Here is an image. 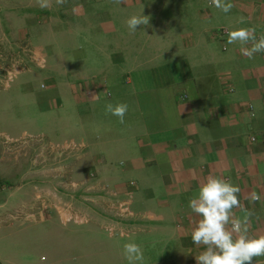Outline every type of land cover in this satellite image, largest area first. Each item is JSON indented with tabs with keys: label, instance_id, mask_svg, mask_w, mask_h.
<instances>
[{
	"label": "crops",
	"instance_id": "1",
	"mask_svg": "<svg viewBox=\"0 0 264 264\" xmlns=\"http://www.w3.org/2000/svg\"><path fill=\"white\" fill-rule=\"evenodd\" d=\"M205 2L67 0L58 7L51 0L42 9L37 0H0V66H18L25 93L39 72L50 91L40 114L54 122L35 134L42 145L23 143L40 147L28 157L36 172L16 179L12 159L0 163L4 183L17 184L0 192V264H25L11 241L41 229L46 238L29 251L36 264H128L126 243L141 246L143 264H196L204 247L191 241L199 217L188 203L209 175L240 187L241 203L253 213L249 236H264V54L249 59L219 32L255 27L257 37L264 35V0H229L228 14ZM144 7L149 24L130 33L126 21ZM50 52L54 65L33 70L32 58L45 61ZM90 55L105 63L94 66ZM10 98L0 99V110L17 105ZM109 102L128 105L124 124L105 114ZM69 144L71 152L56 149ZM91 173L96 179H88ZM252 191L260 195L254 204L247 199ZM42 194L75 197L87 222L69 226V219L41 213ZM115 199L128 202L131 213L119 223L103 217ZM110 223L132 238H75L76 225L89 233Z\"/></svg>",
	"mask_w": 264,
	"mask_h": 264
},
{
	"label": "clouds",
	"instance_id": "2",
	"mask_svg": "<svg viewBox=\"0 0 264 264\" xmlns=\"http://www.w3.org/2000/svg\"><path fill=\"white\" fill-rule=\"evenodd\" d=\"M67 0H55L58 7ZM120 5L124 0H111ZM211 4L221 12L228 14L234 4L229 0H210ZM37 5L44 9L51 6V0H37ZM241 17L239 23L243 24ZM149 17L143 14L132 15L126 26L130 33L137 27L148 25ZM227 44L241 45V53L252 59L256 54H264V35L257 37L255 27H240L229 31ZM128 112L126 103L111 102L105 105V114H110L125 123ZM241 189L230 180L209 175L206 182L200 185L198 193L191 198L188 207L199 219L191 232V241L204 250L195 256L196 264H258L257 258L264 257V236L250 237L249 226L253 213L244 208L239 198ZM250 203L260 200V195L252 191L247 197ZM234 209L245 211L243 217H234ZM124 258L128 264H143L144 253L140 245L126 243L123 246Z\"/></svg>",
	"mask_w": 264,
	"mask_h": 264
},
{
	"label": "rangeland",
	"instance_id": "3",
	"mask_svg": "<svg viewBox=\"0 0 264 264\" xmlns=\"http://www.w3.org/2000/svg\"><path fill=\"white\" fill-rule=\"evenodd\" d=\"M207 0L205 2L206 6ZM148 7H144L142 10V14L146 16V12H148ZM223 30V29H222ZM225 40H223V43ZM225 47L227 49L226 44L224 43L222 45V49ZM51 51V50H50ZM129 51V50H128ZM223 51V50H222ZM226 51V50H225ZM57 56H54L53 54H47V58L45 60L44 66H53L55 63ZM70 58V56H67ZM73 57V56H72ZM98 56L90 55L89 61L92 62L94 66H101L103 63H105L104 60L98 62ZM127 65H130V61L132 60L133 56L127 55ZM32 63V62H31ZM33 70H41V68L37 67L35 64H31ZM92 66V65H87ZM44 70V69H43ZM8 72H10L9 66L8 68L6 66H0V99L6 98V96L11 97L10 100L15 102V106H12L6 109L0 110V163L6 164V162L11 158L12 162L10 163L12 165V170L10 173V176L16 179L22 178V175H29L31 173H34L37 171V167L34 165V168L30 166L29 170V156H33V154L38 153L40 151V147L33 146V148L29 149L26 144H23L25 142L29 141H35V143H40V137L38 134L43 129L49 128L54 126V122H52L47 117H41L40 109L43 107V100L47 94H50V91H46V89L41 88V86H46L47 84L44 83L42 80H40L41 77L39 76V72L35 73L33 78L30 80V85L25 89L27 92H23L20 88V84L24 83V78L18 77V75L11 79L9 82L8 80ZM38 74V75H37ZM27 81V80H25ZM26 83V82H25ZM10 89V90H9ZM9 90L8 95H4L5 92ZM30 133V135H26V138L22 143L11 145L10 147H7L3 142L5 139L8 140H22L21 137H10V136H18L22 133ZM7 134V135H5ZM9 135V136H8ZM28 137L32 138V140L28 139ZM42 140V139H41ZM43 141V140H42ZM8 155V156H6ZM32 167V169H31ZM4 175V176H3ZM7 175L0 172V184L5 185V190H8L10 187L17 186L16 183L7 184L4 183L3 177ZM22 180V179H21ZM35 187L38 188L37 185ZM39 189V188H38ZM63 194V193H62ZM67 197H70V193L65 194ZM73 196V195H72ZM47 197L49 199V196L47 194ZM74 197V196H73ZM75 198V197H74ZM74 198L72 200L70 198L66 200H61L62 203H66L70 205L72 208L76 209L77 202L74 201ZM58 199V198H56ZM54 199V200H56ZM53 200V201H54ZM38 202V201H37ZM74 205V206H73ZM54 213V212H53ZM55 214V213H54ZM18 216V215H17ZM72 224H69V226H72ZM74 228H77V231L79 230L81 236L75 237L85 240H94V242H101L102 244H113V243H126L128 240L132 238L131 237H119V236H110L109 233L103 232V231H91L89 233L86 232V230L90 228H86L83 226L76 225ZM45 231L44 229L36 230V231H30L26 233L25 235H15L12 239V246L16 252L17 255H20L23 257L24 263L28 264H36L37 258L34 254L30 253L29 251H32V249L35 248V243L37 244L39 240H42L45 237ZM84 236V238H83ZM27 246V247H24ZM6 248V246H5ZM23 252V253H21ZM44 255V254H40ZM38 256V260H39Z\"/></svg>",
	"mask_w": 264,
	"mask_h": 264
},
{
	"label": "built area",
	"instance_id": "4",
	"mask_svg": "<svg viewBox=\"0 0 264 264\" xmlns=\"http://www.w3.org/2000/svg\"><path fill=\"white\" fill-rule=\"evenodd\" d=\"M207 7H212L213 5L211 4L210 0H207L206 3ZM221 35L226 36L228 34V31L223 29L219 31ZM223 50H225V48H223ZM44 57L43 56H39V57H34L32 58V63L35 64L37 67L39 68H43L44 67ZM10 72H8V82L15 78L18 73H19V68L18 66H11L9 67ZM44 86L42 85L41 88H43ZM45 89V87H44ZM21 139V138H20ZM28 139L32 140V138L28 137ZM251 141H254V138L251 137L250 138ZM22 141H24V139L18 141V140H8L5 139L4 140V144L7 147H10L11 145L14 144H18V143H22ZM33 142V141H32ZM35 142V141H34ZM44 142L41 141L40 139V144L42 145ZM75 148V145L73 144H69V145H63V146H57L56 149L59 152H71L73 151V149ZM35 160H33L34 162ZM32 162V164H33ZM34 166V164H33ZM88 179L90 180H94L96 179V177L94 176L93 173L88 175ZM130 187H134L135 184L133 182L129 183ZM5 191V186L0 184V192ZM76 192V191H74ZM74 194V193H71ZM130 196H128V200L129 201ZM128 202L126 201H121V200H113L112 204L113 206H111V208L109 210H107L106 212L103 213V217H105V219L113 221V222H120L123 221L124 219H127L130 217L131 213L128 207ZM38 204L40 207V212L45 214L49 211L54 212L58 218L61 219H69V221H72V223L75 224H83L85 222H87V217L86 216H82L81 212H79L78 210L72 208L70 205L66 204V203H62L60 199H56V200H48L46 198L45 194H42V196L39 198L38 200ZM103 232L109 233L110 236H120L123 237L126 235V232H124L123 230H120L116 225L110 223V224H106L102 227Z\"/></svg>",
	"mask_w": 264,
	"mask_h": 264
}]
</instances>
